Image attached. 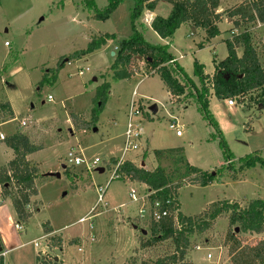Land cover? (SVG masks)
I'll list each match as a JSON object with an SVG mask.
<instances>
[{"label": "rangeland", "instance_id": "obj_1", "mask_svg": "<svg viewBox=\"0 0 264 264\" xmlns=\"http://www.w3.org/2000/svg\"><path fill=\"white\" fill-rule=\"evenodd\" d=\"M108 4L109 0H0V99L8 100L14 111L13 119L0 120V132L7 137L22 131L42 146L28 156L39 167L38 193L32 199L35 204L28 207L31 216L20 220L11 197L0 194V264H140L172 252L170 241L141 248L140 239L150 238L149 219L139 217L141 202L132 201L129 191L135 188L142 195L147 186L114 178V165L106 166L111 157L123 154L132 101L143 113V136L141 149L128 153L127 159L136 164L144 159L141 166L147 169H168L170 162H158L152 151L181 147L190 164L216 173L210 185L186 184L179 189L182 212L197 215L219 201L245 206L254 199L264 200L261 162L242 169L240 179L231 177L234 168L240 174L243 158L256 155L264 161V105L258 102L264 91L252 92L240 104L233 100L234 105L213 96L211 121L196 95L201 89L196 64H202L206 74L214 72L215 61L228 54L226 39L232 37L231 24L224 18L218 25L221 34L209 42H205L204 31L190 23L164 39L152 29L146 12L133 22L135 0H122L105 20L93 17ZM169 6L162 0L158 14L167 16ZM249 32L264 67V27L251 26ZM105 33L114 38L93 53L67 60L58 69L60 60L86 49L93 38ZM135 33L151 44L166 46L199 88L188 87L186 94L172 99L160 75L151 73L143 59L134 64L131 78L113 79L111 66L118 44ZM201 43L204 47H199ZM236 50L242 54V47ZM173 74L186 81L178 72ZM105 81L111 84L109 98L95 124L76 128L72 114L89 122L93 98ZM152 105H157L155 114L150 111ZM172 118L177 119V129L170 128ZM21 121L27 125L21 126ZM0 149L12 150L3 140ZM70 151L86 162L70 166ZM8 158L0 152V167ZM96 158L98 164L87 169L86 163ZM99 167L105 171L100 172ZM48 227L51 239L45 235ZM228 228V219L221 216L208 231L190 236L187 259L194 264H232L225 244ZM239 239L242 245H255L264 240V234L239 235Z\"/></svg>", "mask_w": 264, "mask_h": 264}, {"label": "trees", "instance_id": "obj_2", "mask_svg": "<svg viewBox=\"0 0 264 264\" xmlns=\"http://www.w3.org/2000/svg\"><path fill=\"white\" fill-rule=\"evenodd\" d=\"M121 1L109 0L107 9L104 12L95 13L93 17L103 20L109 18ZM166 1L172 6L170 13L166 17L156 16L151 22L152 29L161 38H172L182 24L191 23L195 28L204 31L205 42H209L221 34L218 24L226 17L231 18L233 29H244L226 39L228 54L224 60L215 61V70L211 75L204 72L202 64H196V73L201 83L200 91L197 89L199 87L186 77L183 68L175 61L174 55L167 50L166 46L151 44L139 33L119 42L115 62L111 66L113 79L131 78L134 75V64L138 62V59H143L152 69L151 73L160 75L172 99L186 94L188 87L197 89L198 103L205 117L210 121L212 120L211 96L219 100L233 99L240 104L243 98L252 92L260 89L264 91V67L249 32L251 26H256L258 23L264 24V0H242L222 11H218L221 6L220 0ZM157 3L158 0H135L132 13L133 22L141 16L144 10L153 11ZM112 38L114 35L109 33L93 38L86 49L76 51L66 59L60 60L58 69L63 68L65 62L71 58L79 59L99 50ZM238 46L242 47L241 55L237 53ZM199 47H204V43L199 44ZM174 72L181 74L186 81H180L173 74ZM110 87L109 81L99 86L93 98L94 108L89 122L72 114L76 128L95 124L98 112L109 98ZM258 102L264 105V94ZM13 118L14 112L9 101L0 99V120ZM4 142L13 150L14 157L6 165L0 167V194L4 197H11L19 219L26 221L32 214L28 207L35 204L32 199L38 193L36 179L39 176L38 165L30 161L27 156L40 150L42 146L34 144L28 134L18 130L6 137ZM146 154L145 152L144 156ZM152 154L158 162L169 161L171 167L167 169L157 166L154 169H147L141 166V163L136 164L127 159L116 170L120 179L145 184L149 190L153 191L149 197L150 202L159 200L172 211L177 210V223L173 215L163 217L159 221L150 220L148 223L150 238L140 239V246L143 249L161 241H170L173 246L172 252L159 256L155 260H142L140 264H193L187 259L190 236L208 231L221 216H226L228 219L229 228L225 244L229 248L232 264H264V240L255 245H242L239 239V235L264 234L263 199L251 200L245 206L237 202L219 201L203 213L186 215L181 211L179 189L186 184L210 185L216 180V173L204 171L190 164L181 147L155 149ZM226 157L230 158L227 153ZM118 160L119 158L111 157L106 166L111 168L110 166L116 164ZM257 162L264 165V161L256 155L241 159L243 165L239 170V175L231 163V167L234 168L231 177L234 180L240 179L242 169L254 166ZM68 171L69 168L66 167V172ZM168 201L169 204H167ZM45 232L50 233L52 229L45 228ZM37 259L39 260V256Z\"/></svg>", "mask_w": 264, "mask_h": 264}, {"label": "built area", "instance_id": "obj_3", "mask_svg": "<svg viewBox=\"0 0 264 264\" xmlns=\"http://www.w3.org/2000/svg\"><path fill=\"white\" fill-rule=\"evenodd\" d=\"M238 31H232V36L234 34H237ZM84 71H79V74L82 75ZM48 100H52V97L49 95ZM229 105H234L233 99L228 100ZM138 115V119L134 118L135 116ZM143 116L142 110L139 105H136L135 101L131 102L129 112H128V120L126 124V130L124 132L125 140H124V146H123V154L119 158L118 162L116 164H113L114 172L113 176L114 178H119V175L116 174V170L119 167V165L127 160L126 155L131 152H136L140 148V140L143 136V128L141 126V120L140 118ZM27 122L26 121H21V126H26ZM170 128L171 129H177L178 128V123L176 118H172V121L170 123ZM177 135H180L181 132L179 130L176 131ZM5 135L0 132V140H5ZM141 149V148H140ZM68 164L70 166H80L84 162H86L83 158L78 156L75 152L70 151L68 153V158H67ZM100 160L98 158L89 161L86 163L87 169L92 168L98 164ZM141 164H143V161H140ZM112 166V165H111ZM153 193V191L149 190L146 191L144 194H139V192L135 188H131L129 191V197L131 198L132 201L134 202H141V206L139 208V217L142 220H155L159 221L163 217L167 216H174V221L177 223V210L172 211L168 206H164L163 203L159 200L155 202H150L149 197ZM169 204V201L167 202ZM83 220V219H82ZM17 228H21L20 225L16 224ZM199 247V246H197ZM210 257V255H208Z\"/></svg>", "mask_w": 264, "mask_h": 264}, {"label": "crops", "instance_id": "obj_4", "mask_svg": "<svg viewBox=\"0 0 264 264\" xmlns=\"http://www.w3.org/2000/svg\"><path fill=\"white\" fill-rule=\"evenodd\" d=\"M161 1L162 0H158V3H157V6H156V8L153 10V11H151V10H144V12L143 13H145L146 12V15H147V17H148V21L151 23L152 22V20L156 17V16H161L160 14H158V7H159V4L161 3ZM164 1H166V0H164ZM221 1V10H223L224 8H229V7H231V6H233V5H235V4H237V3H240L242 0H240V1H238L237 3H235V4H233V5H226L225 6V4H223L222 3V0H220ZM167 2V1H166ZM169 3V2H168ZM170 4V3H169ZM171 4H170V6L168 7V9H170L171 10ZM170 13V12H169ZM163 17H166V16H163ZM226 20H227V22L228 23H230L231 24V29H230V33H231V35H232V31H238V33H239V29H233V25H232V20H231V18H228V17H226L225 18ZM191 24V23H190ZM151 25V24H150ZM219 25V24H218ZM256 26H258V27H264V24H260V23H258ZM228 38H230V36L228 37ZM263 40H264V35H263ZM212 100H213V96L210 98V105H211V103H212ZM10 103V102H9ZM10 105H11V103H10ZM12 107V106H11ZM13 110V109H12ZM14 112V111H13ZM0 125H1V123H0ZM8 137V136H7ZM4 141V140H3ZM6 144V143H5ZM9 148V147H8ZM0 152L2 153V154H5V156H7V157H9L8 159H9V161L14 157V152H13V150H11V152H9V151H7V149H0ZM29 156V155H28ZM28 156H27V158H28ZM120 158V157H119ZM29 159V158H28ZM146 191H149V189L146 187V189H145ZM181 205V204H180ZM182 211V210H181ZM184 213V212H183ZM133 226H134V228L135 229H137V227H138V225L137 224H135V223H133ZM48 228H50V227H48ZM51 233V232H50ZM50 233H46L45 232V235H47L48 236V238H50L51 239V237L52 236H50L49 234ZM55 258V260H57L58 259V257H54ZM191 261V260H190ZM192 263L194 264V262L192 261ZM217 264H219V262H217Z\"/></svg>", "mask_w": 264, "mask_h": 264}, {"label": "water", "instance_id": "obj_5", "mask_svg": "<svg viewBox=\"0 0 264 264\" xmlns=\"http://www.w3.org/2000/svg\"><path fill=\"white\" fill-rule=\"evenodd\" d=\"M219 9H221V7H219ZM115 54V52L114 51H112V55H114ZM157 105H152L151 107H150V111L153 113V114H155L156 112H157ZM143 164H144V162H143ZM98 170L100 171V172H104L105 171V168L104 167H99L98 168ZM237 231L239 230L238 228L236 229ZM146 232L147 231H143V233L144 234H146ZM2 250V248H1V245H0V251Z\"/></svg>", "mask_w": 264, "mask_h": 264}]
</instances>
